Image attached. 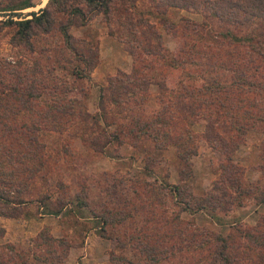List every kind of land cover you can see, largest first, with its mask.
I'll return each mask as SVG.
<instances>
[{"label":"trees","instance_id":"1","mask_svg":"<svg viewBox=\"0 0 264 264\" xmlns=\"http://www.w3.org/2000/svg\"><path fill=\"white\" fill-rule=\"evenodd\" d=\"M33 5V0H0V14L8 15L0 20V32L11 28L6 44L12 50L10 59H0V218L29 216L30 205L35 214L55 217L73 213L74 205L86 206L84 190L71 193L60 176L48 177L61 160L60 151L46 140L52 134L68 131L97 153L132 137L130 144L151 176L142 180L149 190L146 201L133 210H142L141 218L156 224L154 231L175 236L176 252L173 243L159 248L162 237L145 233L147 224L127 233V213L113 207L93 212V223L100 231L117 228L116 244L125 247L130 239L142 260L110 253V264H163L174 257L180 264H264V215L258 212L264 206V0H47L29 17L12 18ZM168 9L201 19L181 16L173 22L165 17ZM97 16L123 44L131 67L99 85L96 110L89 112L74 82L89 80L97 50L70 29ZM157 24L174 40L173 48L162 44ZM214 38L225 51L202 52L197 42ZM202 57L211 62H200ZM161 67L174 69L175 77H157L154 70ZM150 98L155 111H146ZM195 123L202 126L199 133L191 127ZM253 131L261 135L260 161L254 167L261 177L249 181L233 155ZM140 140L146 148L138 145ZM200 140L216 156L215 177L207 190L195 193L190 159ZM169 145L175 148L174 183L168 171L157 172L161 161L155 154L162 155ZM249 203L259 216L254 225L235 223L226 234L189 229L199 212L219 220L218 214H232ZM3 234L0 225V238ZM27 243L0 244V264H62L71 246L46 227ZM188 249L198 255L182 261Z\"/></svg>","mask_w":264,"mask_h":264},{"label":"rangeland","instance_id":"2","mask_svg":"<svg viewBox=\"0 0 264 264\" xmlns=\"http://www.w3.org/2000/svg\"><path fill=\"white\" fill-rule=\"evenodd\" d=\"M46 2L47 0H33L34 5L32 7L21 10L18 15L12 18L29 17L30 11L36 12ZM144 4L146 3L141 2L140 7L144 8ZM147 16L150 21H156L153 15L150 16L149 14ZM181 16L195 20L201 19L198 14L182 9H168L165 14V17L173 22L178 21ZM7 17V14H0V20H4ZM156 26L161 34L162 44L166 48H173L174 40H172L171 36L160 24ZM10 32L11 28H6L0 32V59H10L12 50L6 44ZM70 33L75 37H83L92 46H96L97 62L89 73V80H77L74 82L76 87L80 88L83 93L81 100L85 103L86 110L94 112L96 110L95 104L99 85L103 84L108 76L114 75L117 71L129 72L131 57L124 50L123 44L115 36L107 33L106 27L99 16L85 26L70 29ZM55 39L53 37L50 41L52 42ZM197 43L200 44L202 52L222 53L225 51V46L216 47L218 45L216 38L202 39V41ZM197 47L196 45L195 48ZM199 60L203 63L208 62V60L211 62L206 57H202ZM154 71L157 77L161 78L165 75L167 79L174 78L176 72L172 68L166 69L162 67ZM146 106V111L148 109L155 111L157 108L153 98H150V103ZM191 127L196 133H199L202 129V126L197 123ZM260 138L261 135L257 131L248 133L244 144L240 145L233 155L234 161L244 167V177L249 181H256L261 177L259 171L254 168L260 161L258 158ZM46 140L53 151H60L61 156V160L56 163V169L51 171L48 177L55 180L60 176L62 181L68 185L71 193L84 190L83 198L86 206L79 208L74 205L71 207L73 208V213L55 217L47 214H35L34 206L30 205L27 208L28 212H30L29 216H19L17 218L1 217L0 225L4 228V234L0 238V244L14 243L18 246H25L30 238L46 227L52 236L66 238L71 244L62 264H110V253L141 261L142 257L136 253L130 239L128 241L125 239V247H119L116 244L113 238H118L119 236L117 228L108 226L105 227V230L100 231L97 227L98 224L93 223L94 219H91L95 217L93 212L101 213L106 212V209L120 207V209L124 210V213H127L125 218L127 233L131 232L132 226L139 228L147 224L143 228L145 233L151 234V237L154 233V237L156 235L162 237L159 248H165V246L173 243L174 247L172 250H174L173 253L176 252L175 236L171 237V234L169 235L165 231H154L152 226L156 224L142 219V210H133L135 205L140 206L146 201L148 196L146 193L149 190L143 189L142 180H150L151 176L146 174L143 169V158L138 154V148L135 152L130 144L131 140H133L132 137H128L121 145H117L114 142L107 145L102 153L93 152L80 140L79 136L70 135L68 131L61 134L54 133ZM138 145L142 146V148L147 147V143L144 140L138 141ZM63 146L67 147L65 154L61 153ZM159 152L158 150V155L157 153L155 154L161 161L157 168L158 174L162 175L168 171V181L176 182V167L173 164L175 161L174 146L169 145L166 150L162 151V155H159ZM215 157L201 140L197 141V153L190 159L192 164L191 183L195 193H201L209 188L211 180L215 177L211 170L212 161ZM259 208L258 212L260 211L264 215V206L260 210ZM255 210L253 203H249L237 208L232 214H218L219 218H217L219 220H211L205 213L199 212L193 215L194 221L189 229L192 230L193 227H199L226 234L232 231L235 223L239 227L254 225L259 217ZM115 215H118V213L116 212ZM182 218L186 220L188 215L183 213ZM101 234L106 237H102ZM119 234L121 235V231ZM149 242L153 243L154 241L151 239ZM197 255L196 252L188 249L181 255L183 257L182 261L194 260ZM162 263L180 264V261L178 257H174L167 262L162 261Z\"/></svg>","mask_w":264,"mask_h":264}]
</instances>
